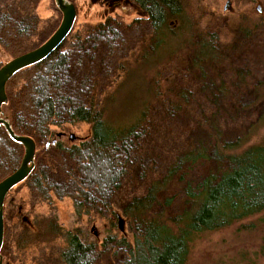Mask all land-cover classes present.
I'll list each match as a JSON object with an SVG mask.
<instances>
[{"label": "trees", "instance_id": "16d2710c", "mask_svg": "<svg viewBox=\"0 0 264 264\" xmlns=\"http://www.w3.org/2000/svg\"><path fill=\"white\" fill-rule=\"evenodd\" d=\"M39 1L0 0V48L12 59L38 46L34 44L46 24L36 13ZM130 1L146 15L151 32L137 58L110 59L124 43L123 27L116 18L83 31L72 29L47 59L8 81L4 118L15 135L29 137L36 145L34 169L22 182L35 200H48L52 193L72 200L77 216L109 214L115 193L154 123L188 113L193 94L178 84L181 70L202 78L214 110L199 119V135L141 195L119 206L132 234L131 242L123 238L117 244L124 264H186L196 235L216 232L264 211V139L247 146L264 126V110L229 137L221 124L222 110L231 102L240 104L241 98L229 95L225 83L216 84L211 74L231 62L232 52L251 38L256 24L238 25L232 44L226 45L217 33L196 28L187 12L190 0ZM100 48L106 50L103 62L97 55ZM139 70L145 72L141 79L135 77ZM238 79L246 83L240 73ZM251 91V104H264V80ZM78 123L90 126V137L73 145L59 142L62 137L53 129ZM37 149L50 152L58 164ZM23 155V147L0 126V182L20 167ZM66 160L70 167L65 166ZM52 168L65 170L61 181ZM36 229L16 242L18 249L41 236V243L62 237L61 264L94 263V244L85 243L79 234H63L55 219L37 222ZM7 240L4 226L3 264ZM115 240L107 238L103 246Z\"/></svg>", "mask_w": 264, "mask_h": 264}, {"label": "rangeland", "instance_id": "374dc122", "mask_svg": "<svg viewBox=\"0 0 264 264\" xmlns=\"http://www.w3.org/2000/svg\"><path fill=\"white\" fill-rule=\"evenodd\" d=\"M68 2L73 4L76 11L74 31H83L84 27L95 25L109 17L116 18L121 23L124 43L121 47L118 46V53L110 59L120 57L133 61L140 49L145 47L151 34L147 17L130 0ZM188 7L187 12L193 17L196 28L217 33L220 41L226 45L232 44L234 30L238 25L246 23L245 26L251 27L252 23L256 24L251 38L238 45L232 52L234 57L231 58V62H226L225 66L211 71L216 84L223 81L229 95L241 98L240 104L235 105L231 102L222 110L221 124L227 135L232 138L264 110V104L256 106L251 104L253 86L264 80V0H190ZM36 13L46 22L43 30L41 29L42 37L39 35L38 41L34 44L39 47L57 30L62 15L56 7L55 0H40ZM174 25L176 27L177 23ZM105 54L106 50L100 48L97 51L98 59L107 60ZM10 60L12 58L0 48V68ZM96 64L97 62L92 66L96 68ZM151 66L152 63H149L147 68ZM181 72L178 84L191 90L193 94L187 107L188 113L154 123L150 136L141 143L134 165L123 179L120 190L115 193L111 206L112 213L77 216L73 202L69 198H58L51 193L48 200H35L24 183L10 191L4 203V226L8 233L7 243L5 242L8 248L3 249L1 253L4 264H61L60 254L65 248V240L62 237L41 243L43 239L41 236L32 239L30 245L24 249H18L16 246V242L25 234L33 235L38 232L37 222L51 218L56 220L63 234L68 232L79 234L82 240L85 238L83 240L85 243L94 244L96 258L93 264H124L122 248L117 247V244L123 238L131 242L132 234L119 206L129 198L141 195L147 185L164 172L190 140L199 135V119L214 110V102L207 97L209 89L201 81L202 78L183 69ZM238 73L245 76V84L239 82ZM98 74L103 75L101 72ZM143 74L144 71H136L135 77L141 79ZM170 74L169 71L166 76ZM245 104L247 107H244ZM5 110L3 105L4 116ZM53 131L62 137L59 142L64 145L78 144L90 137V126L84 123L66 125ZM263 139L264 126L247 146L261 143ZM38 152L55 165L58 164L50 152H42L40 149ZM64 164L70 167L72 163L66 160ZM52 170L56 171L53 174L55 179L61 181L65 170H61L63 173L55 168ZM110 237H115L116 240L104 247L103 243L107 242L105 239ZM263 239L264 211L216 232L196 235L190 244L186 264H264Z\"/></svg>", "mask_w": 264, "mask_h": 264}, {"label": "water", "instance_id": "95a60500", "mask_svg": "<svg viewBox=\"0 0 264 264\" xmlns=\"http://www.w3.org/2000/svg\"><path fill=\"white\" fill-rule=\"evenodd\" d=\"M55 4L62 15V19L59 27L51 37L36 49L10 60L0 68V126L5 129L8 136L15 143L20 144L24 149V155L20 167L13 174L0 182V250L4 239L5 199L12 189L24 182L31 174L34 169L36 153V145L34 141L29 137L15 135L9 122L4 118L2 106L7 103L5 88L8 81L18 72L47 59L61 46L72 31L76 19L75 7L66 0H55ZM54 142L55 140H53V143ZM0 264H2L1 257Z\"/></svg>", "mask_w": 264, "mask_h": 264}, {"label": "flooded vegetation", "instance_id": "af4514ba", "mask_svg": "<svg viewBox=\"0 0 264 264\" xmlns=\"http://www.w3.org/2000/svg\"><path fill=\"white\" fill-rule=\"evenodd\" d=\"M109 1V0H108ZM110 1H112V0H110ZM2 264H3V261H2Z\"/></svg>", "mask_w": 264, "mask_h": 264}]
</instances>
